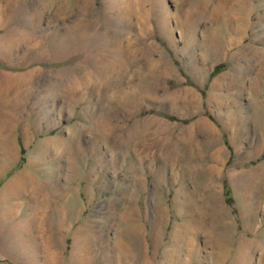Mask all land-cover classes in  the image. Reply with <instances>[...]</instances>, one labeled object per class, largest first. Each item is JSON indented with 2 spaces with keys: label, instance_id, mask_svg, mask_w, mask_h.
Returning a JSON list of instances; mask_svg holds the SVG:
<instances>
[{
  "label": "rangeland",
  "instance_id": "rangeland-1",
  "mask_svg": "<svg viewBox=\"0 0 264 264\" xmlns=\"http://www.w3.org/2000/svg\"><path fill=\"white\" fill-rule=\"evenodd\" d=\"M221 2L0 0V264H264V0L229 47Z\"/></svg>",
  "mask_w": 264,
  "mask_h": 264
},
{
  "label": "bare ground",
  "instance_id": "bare-ground-1",
  "mask_svg": "<svg viewBox=\"0 0 264 264\" xmlns=\"http://www.w3.org/2000/svg\"><path fill=\"white\" fill-rule=\"evenodd\" d=\"M225 2H226V4L225 5H222V3H225ZM84 3L86 4L87 2L85 1ZM203 3H205V2H203ZM65 5H66V2H65ZM216 9H217V12L221 13L225 17L224 18L225 19V34L224 35H220V36L223 37V40L226 42V47H229L232 44L237 43L236 37L233 38V35L232 34L240 36L248 28L249 21H250L249 18L252 15L254 9H253V7H251V6L248 5L247 0H222L221 4L219 6H217ZM65 13H64V10L61 9L60 12H58L57 16L56 15L55 16H56V18H58L60 16L63 17ZM70 31H72V30H70ZM85 35H87V34H85ZM91 35H93V34H91ZM218 36H219V34H218ZM69 38H71V37H69ZM97 38L102 39V38H100L98 36H97ZM74 39L73 40L70 39V40L76 42V40H74ZM71 41L68 40L67 42H71ZM99 41L102 42L101 40H99ZM78 43H79V41H78ZM221 44L222 43H221L220 37H217L216 36L211 43L209 42V47L212 50H217L219 48V46H221ZM74 45L75 44H73V46ZM93 45H94V42H93ZM100 46H102V48H100L101 51H104L103 49H105L107 47V44H106V42H103V43H100ZM262 70H264V66H262ZM251 88H252V86H251ZM200 122L202 123L203 121H200ZM201 127H204L205 130L210 131L212 133V135L213 134L216 135L215 130H213V128L211 126H209L207 123H202L201 124ZM29 188H32V190L29 189ZM40 191H41L40 190V183L37 181V179H36L35 176L30 175L28 173H21L20 175H18L15 179H13L12 181H10L6 185V187L4 188V190L2 191V193L0 194V204L1 203H5V206H8V203H10L11 201H16V200L20 199V197L23 196L25 193L26 194H29L30 203L31 202L33 203L34 202V199L37 198L39 194L41 195L42 192L40 193ZM38 211H40V210H38ZM34 212L36 214L37 210L35 209ZM34 212H32L31 215L25 217L18 224L19 225L18 227L15 225L13 227V229H15L16 231L21 230L22 232H24V231L26 232V231L31 230V228H32V222H33V218L32 217H34L33 216V213ZM125 229H126L127 232H129L130 230L132 231L131 228H128V229L125 228ZM132 233L134 235H137L138 234V232H132ZM190 233H191V231H190ZM84 247H85V245H84ZM119 247H120V245H119ZM256 249H258V246L257 245L251 246V244L248 241H240L238 243V245H237L236 250H235L233 264H250L251 263L250 254L253 252V250H256ZM217 250H218V252L220 254V257H222V256L225 257V255H224V254H226L225 253L226 252L225 251V244L224 245L223 244L219 245V247L217 248ZM256 251H254V252H256ZM217 264H219V263H217Z\"/></svg>",
  "mask_w": 264,
  "mask_h": 264
},
{
  "label": "trees",
  "instance_id": "trees-1",
  "mask_svg": "<svg viewBox=\"0 0 264 264\" xmlns=\"http://www.w3.org/2000/svg\"><path fill=\"white\" fill-rule=\"evenodd\" d=\"M226 199H227V201H231V199H230V191H229L228 188H226Z\"/></svg>",
  "mask_w": 264,
  "mask_h": 264
}]
</instances>
